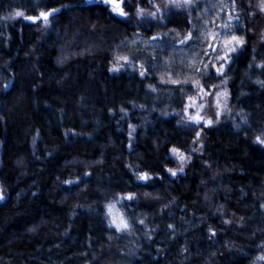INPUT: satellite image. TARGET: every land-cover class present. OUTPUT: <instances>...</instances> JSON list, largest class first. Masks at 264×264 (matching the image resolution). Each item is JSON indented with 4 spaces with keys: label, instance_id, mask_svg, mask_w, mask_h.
I'll use <instances>...</instances> for the list:
<instances>
[{
    "label": "trees",
    "instance_id": "obj_1",
    "mask_svg": "<svg viewBox=\"0 0 264 264\" xmlns=\"http://www.w3.org/2000/svg\"><path fill=\"white\" fill-rule=\"evenodd\" d=\"M122 8L0 0V264H264V0Z\"/></svg>",
    "mask_w": 264,
    "mask_h": 264
},
{
    "label": "rangeland",
    "instance_id": "obj_2",
    "mask_svg": "<svg viewBox=\"0 0 264 264\" xmlns=\"http://www.w3.org/2000/svg\"><path fill=\"white\" fill-rule=\"evenodd\" d=\"M123 1L124 0H121V1L113 0V2L110 3V8L112 12L119 18H124L126 16L124 9L122 8ZM168 1H176V0H168ZM117 4L119 5V9L114 11L113 9ZM121 12L123 13V15L120 14ZM208 94L209 93L201 89V91L198 93L196 97H193V98L191 97L190 99L186 100L185 105L181 106L179 111L175 109H170V106L162 110L161 108L158 109L155 106L159 104L160 102L159 98L154 99L153 107L149 108L146 111H143L145 115V120H144V123L141 125V128L145 129L148 126V124H150L149 120L153 113L160 114V117H170L171 115H177V116H180V118L185 120L187 123L194 124L197 127H201V129L209 128L212 125V123L206 117L205 112H204V108H205L204 99L209 97ZM138 128L139 127L132 126L130 135L132 136V134ZM171 155L178 162L179 167L183 169L184 164H187L188 162V159H189L188 156L183 153H180L179 151H172ZM181 157H183V159H181ZM173 172L175 174L177 173L176 171H173ZM0 198H2V188L1 187H0ZM130 199L131 198L129 197H120L119 199H117V201L109 203V205L105 209L107 225L109 229L116 231L118 234L125 233L126 231L130 229L128 218L126 214H124V211L122 209V206L125 204V202L130 201ZM124 224H126L127 227H124ZM262 257H264V253H263V256L259 258L262 259Z\"/></svg>",
    "mask_w": 264,
    "mask_h": 264
},
{
    "label": "snow or ice",
    "instance_id": "obj_3",
    "mask_svg": "<svg viewBox=\"0 0 264 264\" xmlns=\"http://www.w3.org/2000/svg\"><path fill=\"white\" fill-rule=\"evenodd\" d=\"M106 2H108V3H112L113 2V0H106ZM186 2H187V0H186ZM119 9V5L117 4L115 7H114V11H116V10H118ZM55 11H58V9H54L53 10V12H55ZM52 13H45V12H41L40 13V15H39V17H24L25 19H29V20H36V19H43L44 21H47L48 20V18H49V16L51 15ZM121 15H123V13L121 12L120 13ZM15 16H17V17H21V16H24V13H22V12H16L15 13ZM235 39V38H234ZM175 151V150H174ZM181 159H183V157H181ZM173 175H175V173L173 172ZM146 178V176L145 177H141V179H145ZM129 198H131V197H129ZM123 223V222H122ZM119 227V226H118ZM124 227H127V225L126 224H124ZM262 259H264V257H262Z\"/></svg>",
    "mask_w": 264,
    "mask_h": 264
}]
</instances>
